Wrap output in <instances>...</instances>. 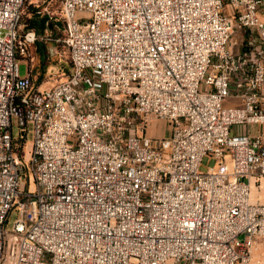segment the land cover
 I'll return each mask as SVG.
<instances>
[{
    "label": "built area",
    "instance_id": "2783aa9c",
    "mask_svg": "<svg viewBox=\"0 0 264 264\" xmlns=\"http://www.w3.org/2000/svg\"><path fill=\"white\" fill-rule=\"evenodd\" d=\"M27 1L0 0V264H264V0H61L45 88Z\"/></svg>",
    "mask_w": 264,
    "mask_h": 264
},
{
    "label": "rangeland",
    "instance_id": "374dc122",
    "mask_svg": "<svg viewBox=\"0 0 264 264\" xmlns=\"http://www.w3.org/2000/svg\"><path fill=\"white\" fill-rule=\"evenodd\" d=\"M32 7H39L42 14L50 15V18L55 23V28L57 29V34L55 35L56 38L54 37L52 31L46 30L42 33L44 34V39H42L37 45L35 44V46L31 49L34 53L33 65L36 86L45 88L50 87L58 81L64 79L71 70V62L67 47L62 40H59L64 36V24L60 15L61 0H28L24 6L22 15V27L24 30L31 28L29 26V19L33 16L30 12ZM233 36L236 38L237 46L240 47L243 40L242 36L237 32H234ZM45 60L48 62L44 67ZM19 61L20 74L25 75L27 72V62L22 57L19 58ZM238 104L239 102L237 100L231 98L226 99L224 102V106H236ZM165 122L166 124L164 126L154 123V129L166 133L168 131V125L167 121ZM14 133H18V128L14 127ZM31 140L32 138L28 137V142H31ZM211 167L218 169L219 160L211 154H206L201 161L199 169L200 171L206 172ZM231 169L232 164H230V170ZM25 209L27 211L31 209L29 201L26 202ZM17 217L18 212L13 211L9 216L7 228H11ZM26 217H28L27 212Z\"/></svg>",
    "mask_w": 264,
    "mask_h": 264
},
{
    "label": "trees",
    "instance_id": "16d2710c",
    "mask_svg": "<svg viewBox=\"0 0 264 264\" xmlns=\"http://www.w3.org/2000/svg\"><path fill=\"white\" fill-rule=\"evenodd\" d=\"M39 8L32 7L30 12L32 17L29 19V26L35 28L38 33L42 34L46 30L52 31L54 37L57 34V29L55 28V23L49 19L48 14H42L37 12ZM64 35V34H63ZM56 38V37H55ZM47 60H45L44 67L47 65Z\"/></svg>",
    "mask_w": 264,
    "mask_h": 264
},
{
    "label": "crops",
    "instance_id": "0c3cea01",
    "mask_svg": "<svg viewBox=\"0 0 264 264\" xmlns=\"http://www.w3.org/2000/svg\"><path fill=\"white\" fill-rule=\"evenodd\" d=\"M166 120H164V119H155L154 121H153V124L155 123V124H159L160 126H164L165 124H166V122H165ZM152 135H157V136H163V135H165L166 133L165 132H162V131H158V130H155L154 129V125L150 128V131H149Z\"/></svg>",
    "mask_w": 264,
    "mask_h": 264
},
{
    "label": "bare ground",
    "instance_id": "6f19581e",
    "mask_svg": "<svg viewBox=\"0 0 264 264\" xmlns=\"http://www.w3.org/2000/svg\"><path fill=\"white\" fill-rule=\"evenodd\" d=\"M256 192V188H254V190H253V193H255Z\"/></svg>",
    "mask_w": 264,
    "mask_h": 264
}]
</instances>
